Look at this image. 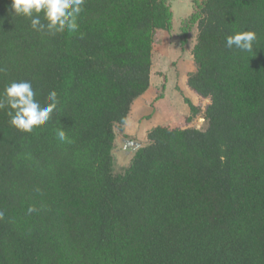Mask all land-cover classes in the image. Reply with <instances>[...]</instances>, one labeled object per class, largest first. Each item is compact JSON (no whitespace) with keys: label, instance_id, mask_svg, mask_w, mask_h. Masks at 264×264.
<instances>
[{"label":"trees","instance_id":"1","mask_svg":"<svg viewBox=\"0 0 264 264\" xmlns=\"http://www.w3.org/2000/svg\"><path fill=\"white\" fill-rule=\"evenodd\" d=\"M193 8L186 84L210 101L207 126L152 128L116 173L170 1L85 0L76 31L49 35L0 0V94L27 80L42 106L60 101L31 133L0 110V264H264V0ZM239 31L257 34L252 52L226 47ZM185 103L190 122L201 108Z\"/></svg>","mask_w":264,"mask_h":264},{"label":"rangeland","instance_id":"2","mask_svg":"<svg viewBox=\"0 0 264 264\" xmlns=\"http://www.w3.org/2000/svg\"><path fill=\"white\" fill-rule=\"evenodd\" d=\"M188 18L189 15L185 17L184 13L181 17L176 16L171 32L164 30L156 32L151 90L149 89L150 92L146 95V103L156 111L158 110L156 104H158V118L153 121L144 118L141 123H135L136 121H133L132 125L133 129L137 130V136L139 134L142 140H146L144 141L145 144L148 141V132L156 124L170 125L173 127L182 126L183 128L193 127L198 129H205L207 126L205 111L210 101L197 95L186 84L188 76L196 71L193 49L197 43L198 37L197 26L192 28L186 38L182 37L181 28L183 21ZM184 38L186 42L183 46ZM161 95L162 98L160 99L159 97ZM185 98L191 99L196 106H200L201 108L199 113L196 114L190 122L186 121V118L191 116V111L189 106L185 103ZM160 100H162V102ZM117 137L124 136L119 135ZM124 139H126V137H124ZM127 139L129 138L127 137ZM118 142L119 141L116 142L117 146L114 151V169L116 173L121 172L128 166L130 162L129 159L133 157L131 154H134L136 151H130L132 152L130 155L128 152L123 153L124 149ZM140 146L141 145L137 147Z\"/></svg>","mask_w":264,"mask_h":264},{"label":"clouds","instance_id":"3","mask_svg":"<svg viewBox=\"0 0 264 264\" xmlns=\"http://www.w3.org/2000/svg\"><path fill=\"white\" fill-rule=\"evenodd\" d=\"M85 0H12L15 15L28 19L30 27L39 33L55 35L65 30L74 32L83 11ZM257 40L254 31H239L226 37V47L243 52H252ZM45 105L36 99L32 83L27 80L12 81L0 94V110L7 108V116L12 127L23 133H31L34 129L46 125L51 114L58 108L60 101L57 93L51 91ZM60 141L67 139L63 129L57 131ZM29 213L35 211L28 209ZM0 213V218H2Z\"/></svg>","mask_w":264,"mask_h":264},{"label":"crops","instance_id":"4","mask_svg":"<svg viewBox=\"0 0 264 264\" xmlns=\"http://www.w3.org/2000/svg\"><path fill=\"white\" fill-rule=\"evenodd\" d=\"M150 90H148V92H146V94H144L142 97L138 98L132 107V111L130 113V116L128 118V121L125 127V129L127 128L125 134L128 136L129 139L127 138L124 139V137H117V141H119L118 143H120L122 145V148L124 149V150L122 149L123 152L125 151L128 152L131 149L135 150L137 146L145 144L144 141H146L145 139L142 140L139 134L137 136V130L133 129V126H132L133 121H136L135 123H141V121L144 118L147 120H152V121L158 118V112H159L158 104H156V107L158 109L156 111L154 108H152L150 105H147L146 103V95L150 92ZM160 101L162 102V100ZM158 125L159 124L154 125L153 128ZM144 128H147V127H144ZM127 141H131L133 143H130Z\"/></svg>","mask_w":264,"mask_h":264},{"label":"water","instance_id":"5","mask_svg":"<svg viewBox=\"0 0 264 264\" xmlns=\"http://www.w3.org/2000/svg\"><path fill=\"white\" fill-rule=\"evenodd\" d=\"M171 3V11L173 13L174 23L177 17L183 16V13L185 14V17L188 15L190 16L193 12V6H194V0H169ZM185 8V9H183ZM189 8V9H188ZM177 13V15H176ZM173 23V25H174ZM130 143H133L131 141H127Z\"/></svg>","mask_w":264,"mask_h":264},{"label":"flooded vegetation","instance_id":"6","mask_svg":"<svg viewBox=\"0 0 264 264\" xmlns=\"http://www.w3.org/2000/svg\"><path fill=\"white\" fill-rule=\"evenodd\" d=\"M130 148H131V147H130ZM135 150H136V148H135ZM135 150H132V149H131V150L128 151V153H129L130 151H135ZM123 153H127V152L125 151V152H123ZM131 153H132V152H131ZM129 155H130V153H129ZM131 155L133 156V154H131ZM129 160H130V159H129Z\"/></svg>","mask_w":264,"mask_h":264}]
</instances>
